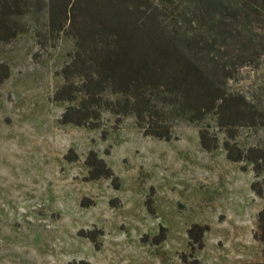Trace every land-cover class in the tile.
Masks as SVG:
<instances>
[{
    "label": "rangeland",
    "instance_id": "374dc122",
    "mask_svg": "<svg viewBox=\"0 0 264 264\" xmlns=\"http://www.w3.org/2000/svg\"><path fill=\"white\" fill-rule=\"evenodd\" d=\"M24 21L27 32L0 43V66L9 73L0 84V264L264 261V243L253 238L264 190L262 197L251 190V164L229 162L221 146L205 152L198 127L188 123L176 122L170 141L143 136L131 116L117 123L104 113L96 130L59 124L68 104L52 96L73 42L38 40L43 11L38 23ZM231 89L263 112L261 126L239 129L237 144L264 148V60ZM207 123L221 140L213 120ZM68 149L73 162L63 158ZM89 151L111 168L117 190L110 180L86 179ZM195 223L208 227L201 250L188 244ZM160 228L164 239L154 245Z\"/></svg>",
    "mask_w": 264,
    "mask_h": 264
},
{
    "label": "trees",
    "instance_id": "16d2710c",
    "mask_svg": "<svg viewBox=\"0 0 264 264\" xmlns=\"http://www.w3.org/2000/svg\"><path fill=\"white\" fill-rule=\"evenodd\" d=\"M41 11L43 24L34 28L40 42L60 36L73 42L60 69L63 83L52 96L68 104L59 124L96 130L104 113L117 123L131 116L143 136L163 141L173 139L176 122L195 125L202 150L221 146L229 162L251 164L257 178L251 190L263 196L264 180L258 178L264 148L236 142L239 129L261 126L263 112L231 86L244 69L264 60V0H0V43L27 32L24 18L38 23ZM8 77V67L1 65L0 84ZM63 158L76 157L68 149ZM84 165L87 180L107 179L119 188L97 152L89 151ZM207 230L196 223L187 229L191 250L203 248ZM164 231L152 238L154 245ZM253 238L264 243V209Z\"/></svg>",
    "mask_w": 264,
    "mask_h": 264
}]
</instances>
